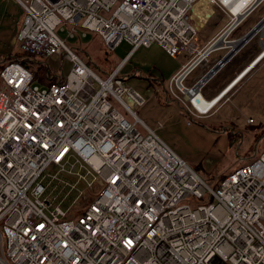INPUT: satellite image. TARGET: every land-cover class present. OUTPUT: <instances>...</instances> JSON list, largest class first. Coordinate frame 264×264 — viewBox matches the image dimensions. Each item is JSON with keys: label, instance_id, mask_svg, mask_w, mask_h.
Returning a JSON list of instances; mask_svg holds the SVG:
<instances>
[{"label": "built area", "instance_id": "built-area-1", "mask_svg": "<svg viewBox=\"0 0 264 264\" xmlns=\"http://www.w3.org/2000/svg\"><path fill=\"white\" fill-rule=\"evenodd\" d=\"M13 1L19 50L60 59L62 80L40 85L15 61L0 69V264H264V149L210 185L137 116L146 98L120 74L140 48L182 55L170 94L191 119L206 115L214 107L196 106L226 54L208 57L232 58L256 36L233 38L264 0H209L223 18L206 40L191 19L200 0ZM87 32L107 50L130 46L113 72L98 75L68 44Z\"/></svg>", "mask_w": 264, "mask_h": 264}, {"label": "rangeland", "instance_id": "rangeland-1", "mask_svg": "<svg viewBox=\"0 0 264 264\" xmlns=\"http://www.w3.org/2000/svg\"><path fill=\"white\" fill-rule=\"evenodd\" d=\"M193 10L191 19L192 15L198 19L196 10L194 12ZM220 12L218 9L217 13ZM221 16L223 17L222 13ZM262 18H264V2L242 23L233 38L247 34ZM204 23L209 25L207 22ZM216 28L217 26L210 28L208 36L215 35L219 27ZM214 29H216L215 32ZM60 36L63 37V34ZM254 37L249 45L259 44L260 37L262 43L264 29H259ZM68 44L72 48L78 46L76 52L100 76L113 72L129 52L125 43L115 50H107L101 39L92 32H87V37L80 41L78 38L69 40ZM14 48L15 52L19 51L17 44ZM226 52V50L213 52L208 57L209 64L215 62V58L224 56ZM242 53L244 52H239L228 61L209 80L202 92L205 100L215 98L226 84L232 82L237 72L242 70L245 72L247 67L259 59L258 56L245 59L241 56ZM59 60L53 58L44 62L52 70L59 71L61 65ZM67 71L68 66L63 64L64 74ZM199 71V68L193 71L186 83L191 82ZM164 83L161 89L165 90L166 98L172 100L170 108L165 105V95L158 87V93L162 98L151 95L136 111L137 116L207 183L215 184L222 175L248 163L262 151L264 147V61L260 62L256 69L239 82L232 91L219 99V103L209 113L192 119L188 116L183 104L173 99L169 91V81ZM250 119L254 123L250 124L248 122ZM140 130L144 132L143 129L140 128ZM62 208L65 209L67 206L64 205ZM70 209L74 211L73 213L76 212V207L71 206Z\"/></svg>", "mask_w": 264, "mask_h": 264}, {"label": "crops", "instance_id": "crops-1", "mask_svg": "<svg viewBox=\"0 0 264 264\" xmlns=\"http://www.w3.org/2000/svg\"><path fill=\"white\" fill-rule=\"evenodd\" d=\"M194 11L197 13L198 19L195 18L194 15H192V20L194 23L193 25L195 29L202 35V38L206 40L207 38L211 37L208 36V33L210 32L209 29L210 28L213 29V27H216L219 23V20L223 18L221 16V12L217 13L218 11L217 7L215 5H212L209 2V0L199 1L194 7L193 12ZM22 18H23V12L20 9V7L15 3V1L0 0V61H2L3 58L7 57L8 55L15 53V48H14V45L16 44L15 39L20 30ZM204 22L209 23V25L208 24L205 25ZM218 27L219 26H217V28ZM216 29H214V32L216 31ZM238 37L240 36L238 35ZM252 40L249 41L239 51V52H244L241 54V56H243L245 59H249L252 56L257 57L263 50L264 39L262 43L259 40V44L249 45V43L252 42ZM122 44L123 43H121L120 45ZM126 46L130 50V46L128 44H126ZM237 54L235 56H237ZM127 55L125 56V58L127 57ZM232 58H230V60ZM215 59L217 60L218 58ZM262 61H264V57L260 59L259 62L255 64L253 69L249 73H247V75L244 78H242V80L238 81L235 84V86L239 82L243 81L251 72H253L256 69V67L259 65V63ZM186 62H187L186 58L182 55L177 58H172L166 55L161 48L157 46H151L148 48H140L137 51H135L131 56H129L128 60L121 68L120 74L123 78H125V81L129 86L138 90L147 99L151 95L155 96L154 87L152 86L150 87L149 85V82L152 81L150 79H153L154 81H164V82L169 81V79L186 64ZM1 67H2V63H0V69ZM200 72H198L195 77H198L200 75ZM242 72L243 70L237 72L235 76L232 78V82ZM230 83L231 81L228 84H226L222 89L227 87V85H229ZM235 86H233V88ZM232 89L230 91H232ZM170 106L171 104H167L168 108H170Z\"/></svg>", "mask_w": 264, "mask_h": 264}, {"label": "trees", "instance_id": "trees-1", "mask_svg": "<svg viewBox=\"0 0 264 264\" xmlns=\"http://www.w3.org/2000/svg\"><path fill=\"white\" fill-rule=\"evenodd\" d=\"M73 49L76 52V49H78V46L73 47ZM10 61L19 62L22 65H24L26 68H28L29 70L33 71L35 73V80L40 85L48 86V85H51L52 83H57L62 80L61 75L59 73L52 70L44 62L43 59H41L39 56H36L34 54H28L26 52L19 50L15 52L14 54L8 55L7 57L3 58V60L0 61V63H2V66H3L4 63L10 62ZM150 80H152L149 82L150 87L151 86L154 87L155 96L160 98V95L158 92H159V88L161 89V87L164 86L165 84L164 81H154L153 79H150ZM161 92L165 95V100H164L165 105L170 104L172 100H169V98L168 99L166 98L167 95L166 93H164L165 90L161 89ZM224 177L225 175H222L219 178V180L223 179Z\"/></svg>", "mask_w": 264, "mask_h": 264}, {"label": "bare ground", "instance_id": "bare-ground-1", "mask_svg": "<svg viewBox=\"0 0 264 264\" xmlns=\"http://www.w3.org/2000/svg\"><path fill=\"white\" fill-rule=\"evenodd\" d=\"M210 2V1H209ZM217 7V6H216ZM218 8V7H217ZM219 9V8H218ZM220 10V9H219ZM221 11V10H220ZM259 29H264V23H262L261 24V26H258V28L253 32V34H255V33H257L258 31H259ZM263 34V33H262ZM222 41V39L220 40V42ZM237 45H239V42H237L236 43V45L235 46H237ZM264 51V48H263V50L261 51V52H263ZM264 57V53H263V55H262V57L260 58V59H262ZM259 59V60H260ZM259 60H257L249 69H248V71L245 73V72H243L242 73V75L239 77V79H238V81H240V80H242V78H244L246 75H247V73H249L252 69H253V67L255 66V64H257V62H259ZM251 64V63H250ZM237 81V82H238ZM236 82V83H237ZM232 83V82H231ZM230 83V84H231ZM235 83V84H236ZM229 84V85H230ZM235 84L233 85V86H235ZM228 86V85H227ZM232 85H230L228 88H227V90H226V94L233 88V86L231 87ZM220 96H216L215 98H213V99H211V100H205L203 97H201V99H202V101H201V103L199 104V105H197L196 107H197V109H200L201 111L202 110H204V109H207V110H209V109H211V108H213V107H215L216 106V104L220 101L219 99H222V98H219Z\"/></svg>", "mask_w": 264, "mask_h": 264}, {"label": "water", "instance_id": "water-1", "mask_svg": "<svg viewBox=\"0 0 264 264\" xmlns=\"http://www.w3.org/2000/svg\"><path fill=\"white\" fill-rule=\"evenodd\" d=\"M257 26H258V25H257ZM256 28H257V27H254V28L252 29V31H250V33H248L246 36L251 35V34L256 30ZM263 48H264V47H263ZM234 52H235V49H233V50L229 51L228 53H226V55L221 59V61L219 62V64H218L216 67H214V70H217V68H218L219 65H222V64L227 63L228 60H229V58H230V56H231Z\"/></svg>", "mask_w": 264, "mask_h": 264}, {"label": "clouds", "instance_id": "clouds-1", "mask_svg": "<svg viewBox=\"0 0 264 264\" xmlns=\"http://www.w3.org/2000/svg\"><path fill=\"white\" fill-rule=\"evenodd\" d=\"M247 71H248V70H246V71H245V73H246ZM238 79H239V78H238ZM238 79H237V80H235L234 82H232V84H231V85L233 86V85H234V84H235V83L238 81ZM232 86H231V87H232ZM219 98H221V97H219Z\"/></svg>", "mask_w": 264, "mask_h": 264}]
</instances>
